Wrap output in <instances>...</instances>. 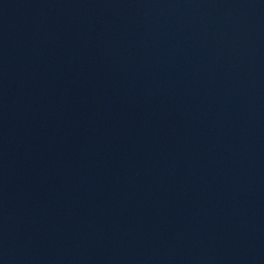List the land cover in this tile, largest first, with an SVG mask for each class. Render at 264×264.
Masks as SVG:
<instances>
[{"label": "water", "instance_id": "1", "mask_svg": "<svg viewBox=\"0 0 264 264\" xmlns=\"http://www.w3.org/2000/svg\"><path fill=\"white\" fill-rule=\"evenodd\" d=\"M0 264H264V0H0Z\"/></svg>", "mask_w": 264, "mask_h": 264}]
</instances>
